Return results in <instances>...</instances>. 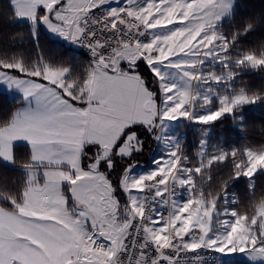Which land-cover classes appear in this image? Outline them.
Returning a JSON list of instances; mask_svg holds the SVG:
<instances>
[{
  "label": "rangeland",
  "instance_id": "obj_1",
  "mask_svg": "<svg viewBox=\"0 0 264 264\" xmlns=\"http://www.w3.org/2000/svg\"><path fill=\"white\" fill-rule=\"evenodd\" d=\"M10 1L16 19L30 24L36 35L43 30L67 46L79 49L81 27L76 15L82 12V7L89 6L90 0H64L62 5L57 0ZM100 1L102 8L109 9L120 8L127 0ZM236 2L192 0L190 4L181 2L183 6L162 2L157 15L160 21L154 31L158 52L148 51L147 47L141 51L137 46H124L118 53L123 55L118 60V71L112 73L111 68L100 66L96 71V67H88L87 79L80 91L72 81L70 67L54 69L45 64L31 76H16L0 69V91L24 101L12 122L0 131L12 129L21 122L20 134L29 138L28 142L7 141L0 147L4 157L0 159L14 165V149L18 144L29 146L32 152V165L24 170L27 185L21 203L16 210H8L0 203V236L3 237L0 260L4 264H69V261L79 264L77 255L83 256V253L73 246L71 237L76 233H70L66 225L77 228L86 241L89 236L92 239V232L99 230L105 233L102 237L107 242H117L118 231L131 214L133 203L135 208L140 204L148 180L164 177L172 168L176 170L174 180L181 192L175 201L178 218L186 215L198 229L194 244L216 250L223 248L226 264H264V205L246 215L238 208L233 189L209 195L203 189L211 180L208 171L212 165L225 161L229 154L238 153L217 141L211 143L214 135L211 125L232 116L243 106L264 102V97H251L239 85L243 72L263 67L264 58L232 49V42L222 29L223 22L231 18ZM93 4L98 5V0ZM195 25L198 40H192ZM142 53L147 55V64L154 65L155 72L159 73L156 76L159 100L146 87L140 73L132 70ZM40 78L50 81V85ZM107 86L112 94L109 103L96 95ZM87 94L90 95L86 99ZM139 102L142 106L138 111L135 104ZM217 112L221 113L218 119L200 122L202 117ZM129 125L145 127V136L157 140L152 172L137 167L139 158L134 156L143 149V135L127 136ZM194 126L201 130L195 166L185 155L188 133ZM140 130L144 133V129ZM87 146L98 147L96 158L89 168H84L82 156ZM245 154V162L237 160V167L242 169L239 176L246 177L253 187L256 176L264 172V164L257 163L264 156V149L246 148ZM131 158L134 165L127 168L121 181L124 197H114L115 186L101 166L105 163L110 171L117 159ZM248 171L252 175H245ZM16 232H22L23 236H14ZM24 236L39 239L45 247L33 244ZM10 242L16 245L11 251Z\"/></svg>",
  "mask_w": 264,
  "mask_h": 264
},
{
  "label": "trees",
  "instance_id": "obj_2",
  "mask_svg": "<svg viewBox=\"0 0 264 264\" xmlns=\"http://www.w3.org/2000/svg\"><path fill=\"white\" fill-rule=\"evenodd\" d=\"M222 29L227 39L232 42V49H236L239 53H255L264 58V0H237L231 18L223 22ZM93 63L94 59L83 50H75L43 30L36 35L30 24L16 19L10 0H0V69L16 76H31L45 64L54 69L70 67L74 77L70 80L78 84L77 89L80 91L87 79L86 71ZM137 72L144 78L146 84H151L148 88L159 100L156 91L159 89L160 97L157 77L147 76V69H140ZM243 73V81L239 82L243 90L251 97H264V66L254 70L248 69ZM23 104V100L12 99L8 93L0 91V128L7 127L12 122ZM136 127L144 129L141 136L143 149L134 157L139 158L137 164L146 165L156 150L157 140H152L150 135L145 136L147 130L145 127ZM211 127L214 134L211 143L217 141L228 150L236 149L238 153L229 154L225 161L212 165L208 171L211 180L203 189L207 195L216 194L223 189H233L237 194V206L241 213L253 214L264 205V172L256 176L252 187L246 177L239 176L242 169L237 167V163L239 160L245 162L246 148L255 151L264 149V102L243 106L235 110L232 116L224 117ZM200 134V128L197 129L194 126L189 130L186 140L185 155L193 166L198 163L196 154L200 145ZM97 147L85 148L82 156L84 168H89L96 158ZM89 148L92 149L91 153L88 151ZM14 155V165H8L0 159V203L8 210H16L17 205L21 203L27 185L24 170L32 165V152L29 146L16 145ZM133 158L117 159L110 171L103 163L101 169L108 175L114 186L119 178L121 186L122 177L127 168L134 165Z\"/></svg>",
  "mask_w": 264,
  "mask_h": 264
},
{
  "label": "built area",
  "instance_id": "obj_3",
  "mask_svg": "<svg viewBox=\"0 0 264 264\" xmlns=\"http://www.w3.org/2000/svg\"><path fill=\"white\" fill-rule=\"evenodd\" d=\"M81 27L80 47L105 66L118 48L147 43L148 31L141 21L138 5L125 4L111 11L95 9L79 17ZM172 168L164 177L148 182L143 201L119 231L123 246L119 264H221L225 256L207 246L192 248L198 229L189 217L178 218L175 201L180 197V187ZM188 212V211H186ZM94 248L110 246L97 233ZM163 236L158 243L154 236Z\"/></svg>",
  "mask_w": 264,
  "mask_h": 264
},
{
  "label": "snow or ice",
  "instance_id": "obj_4",
  "mask_svg": "<svg viewBox=\"0 0 264 264\" xmlns=\"http://www.w3.org/2000/svg\"><path fill=\"white\" fill-rule=\"evenodd\" d=\"M58 4H63L64 0H57ZM51 7V6H49ZM41 11H44V9L42 8ZM9 67H11V65H9ZM140 69H147V76L155 78V76H158L159 73L155 72L154 70V65H148L144 60H139L133 67L132 70L137 71ZM146 87H151V84L148 83L146 84ZM157 91V98H159L158 93H159V89L156 90ZM166 91H171V89H167ZM185 115H187V113H184ZM221 115L220 112L215 113L214 115H210L207 117H202L200 119V122L202 123H207L211 120L214 119H218L219 116ZM22 131L21 128V122H17V125L9 130H2L0 131V147H3L5 145V143L7 141H12L15 142L16 140L19 139H24L26 142H28L29 138L27 136H23L20 134V132ZM143 135V133H141V130L139 127H136L135 125H129V127L127 128V136H137V135ZM126 138V137H125ZM9 147L11 145H8ZM89 153L92 152V149L89 148L88 149ZM0 158H4L2 153H0ZM9 162H14V161H9ZM257 163L259 164H264V156L259 157L257 160ZM255 168V165L253 166V169ZM199 171V170H198ZM245 175H252V171H248L245 172ZM73 183H75V181H73ZM137 185H133V187H137ZM85 190H87V186H85ZM125 194V190L120 186L119 183V178L117 179L116 183H115V187L113 188V192L112 195L115 196H119L121 198L124 197ZM65 203H67V201L65 200ZM117 205H119L120 200L118 199L116 201ZM133 211L134 212H138L140 215H143V211L142 209H136L135 205L133 203L132 205ZM31 215L35 216L37 215L36 213H32ZM81 215H84L83 213H81ZM50 219H55L54 217H50ZM61 223H64V221H60ZM76 224L79 223V221L75 222ZM66 227L69 228V232L70 233H76L73 237H71L72 242H73V246L76 248H79L82 253L83 256L77 255V261H79V264H108L109 261H112L113 258L116 255V241L113 240V249H109V250H105L103 247L100 248H94L92 247V244L95 243L94 240H91V237H88V240H84L83 239V233H80L79 230L75 227H73L72 225H66ZM101 235H105V233L103 231H101ZM14 236H23L22 232H16L14 233ZM23 238L30 240L33 244H37L39 245L41 248H44L45 245L42 244L40 242L39 239H33L32 236H24ZM105 238L110 239L111 237L106 236ZM0 239H3L2 236H0ZM153 239L158 243L160 240H163L164 237L161 236H154ZM88 241H91V244L88 243ZM16 245L14 244V242H10L9 244V251L12 250L13 247H15ZM192 248H196L199 247V245H192ZM225 247H230V245H225ZM219 250H223V248L219 249ZM233 251L235 249H232ZM244 249H241V251H243ZM75 254V253H73ZM13 259L17 258L16 256L12 257ZM0 264H4L3 260H0ZM69 264H72L71 261H69Z\"/></svg>",
  "mask_w": 264,
  "mask_h": 264
},
{
  "label": "crops",
  "instance_id": "obj_5",
  "mask_svg": "<svg viewBox=\"0 0 264 264\" xmlns=\"http://www.w3.org/2000/svg\"><path fill=\"white\" fill-rule=\"evenodd\" d=\"M127 1H131V2H135V3H139V2H141V1H143V3H142V6H141V9H140V16H141V18L144 20V24L146 25V27H147V29H148V31H149V37H148V43H147V45H146V47H147V49H148V51L150 50V49H152V50H156L157 51V49H156V41H157V38H156V35H155V27H156V23L157 22H159L160 20V18H157L158 16V7L160 6V4L161 5H163L162 4V2L163 3H165V5H170V4H174V3H176V5H178V6H183V4H184V1H188V4H190L191 2H192V0H127ZM127 1H125V2H127ZM159 1V2H158ZM181 2L183 3V4H181ZM101 3H102V1H100L99 2V0H98V5H101ZM98 5H96L95 4V6H98ZM171 6V5H170ZM172 6H175V5H172ZM86 8V6H84V7H82V11L84 10ZM192 31H193V33H194V35H193V37H192V40H198V36H196V32H197V25H195L193 28H192ZM190 32H191V30H190ZM198 37V38H197ZM197 38V39H196ZM145 47V48H146ZM147 51V52H148ZM158 52V51H157ZM121 58H123V55L120 53V54H118L117 56H116V59H114V61H115V63H117L118 64V60L119 59H121ZM95 62V61H94ZM136 64V63H135ZM135 64H133V65H135ZM92 66H94V67H96L95 69H96V71H98V69L101 67L100 66V64H98V66H97V64H95V63H93V65ZM100 66V67H99ZM97 67H99V68H97ZM111 69L112 68H114L113 67V64H111L110 66H109ZM102 68V67H101ZM118 68H119V65L117 66V68L115 69H113V70H109L110 72H117L118 71ZM104 69H108V68H104ZM134 71V70H133ZM133 71H130V72H133ZM112 72V73H113ZM137 72V71H136ZM138 73V72H137ZM51 76L52 77H55V78H58L59 77V75L58 74H51ZM109 79V78H108ZM42 81H44L46 84H49L50 85V81H48V80H46V79H41ZM54 80V79H53ZM110 81H111V77H110V79H109ZM51 85H53L52 87H57L56 85H54V84H51ZM110 86H107L106 88H104L101 92H99L100 94H96V95H98V97H100V98H102V100L104 101V102H106V103H109L110 101H109V98H112V94H111V91H110V88H109ZM81 90H83V89H81ZM127 91H124L123 93H126ZM119 93H121V92H119ZM129 93H131V92H129ZM127 94V93H126ZM90 94H87V96H86V99H87V97L89 96ZM128 96H131L130 94H127ZM136 96V95H135ZM85 104H87L88 103V101H86V102H84ZM124 104H126V103H124ZM135 106H137V110L139 111V109H141V106H142V104L139 102V105L137 104H135ZM132 112H133V110H132ZM144 112V109H143V111H141V114ZM146 168H148L149 170H151V172H152V170L154 169V167L152 168V164L149 166V167H144V166H141L140 167V170H144V169H146ZM151 172L147 175V177L151 174Z\"/></svg>",
  "mask_w": 264,
  "mask_h": 264
},
{
  "label": "water",
  "instance_id": "obj_6",
  "mask_svg": "<svg viewBox=\"0 0 264 264\" xmlns=\"http://www.w3.org/2000/svg\"><path fill=\"white\" fill-rule=\"evenodd\" d=\"M151 159H152V157H151ZM149 162H150V161H149ZM149 162H148V164H149ZM148 164H147V165H148ZM120 242H121V240L119 239L118 246H117L118 251L120 250Z\"/></svg>",
  "mask_w": 264,
  "mask_h": 264
}]
</instances>
